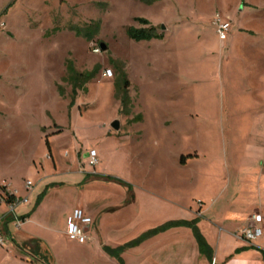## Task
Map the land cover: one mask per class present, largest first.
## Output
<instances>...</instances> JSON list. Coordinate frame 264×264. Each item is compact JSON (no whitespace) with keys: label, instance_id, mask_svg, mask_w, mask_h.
Instances as JSON below:
<instances>
[{"label":"rangeland","instance_id":"1","mask_svg":"<svg viewBox=\"0 0 264 264\" xmlns=\"http://www.w3.org/2000/svg\"><path fill=\"white\" fill-rule=\"evenodd\" d=\"M139 18L164 38L131 40L129 28L150 27ZM221 23L230 25L225 40L218 35ZM96 24L93 40L77 34ZM101 44L107 45L105 52ZM68 63L83 79L90 76L76 93L66 80ZM118 67L130 82V115L122 113L116 98ZM115 121L119 131L112 128ZM213 150L221 153L218 164L230 189L261 184L264 0H0V184L31 198L45 180L39 174L45 168L50 173V166L57 173L99 171L120 175L142 195L159 198L171 218L197 197L213 200L218 215L236 214L217 205L226 195L207 177V163L198 178L176 165L180 154L185 165L191 157L187 166L196 167ZM92 151L98 164L89 168ZM61 163L68 168L62 170ZM89 180L77 184L80 191L106 181ZM27 181L34 185L32 193L25 189ZM113 190L119 200L121 193ZM75 199L72 188L54 194V203L24 231L55 248L60 264H113L61 231ZM194 202L200 214L204 203ZM77 208L95 218L97 229L105 215L121 207L93 201ZM124 213L114 218L115 225L136 230L144 225L136 207ZM256 214L262 216L261 209L250 219ZM239 233L226 234L223 245Z\"/></svg>","mask_w":264,"mask_h":264},{"label":"crops","instance_id":"2","mask_svg":"<svg viewBox=\"0 0 264 264\" xmlns=\"http://www.w3.org/2000/svg\"><path fill=\"white\" fill-rule=\"evenodd\" d=\"M142 119V117H141ZM145 122V121H144ZM144 124V123H143ZM50 150V149H49ZM214 150L208 154V159H203L202 163L196 167H188L187 164L193 162L191 157L188 158L187 164L181 155L177 156L176 165L179 169H191L193 177L196 173L203 174L201 168L207 163V177L215 181L221 191L226 196H222L220 202L224 207H228L231 213L218 215L213 207V200L204 199L203 197L192 198L186 210L177 214L175 218L165 216L163 213L167 208L165 204L160 202L159 198L150 195H142L133 183L120 175H108L96 171V173H88L86 175L68 174L66 172H56L50 166V173L42 172L39 178L44 175L45 180H40L38 193L30 198V204L26 207H21L19 213L26 218V222L22 229L13 231L11 228V238L5 247L0 246V264H60L57 261V250L47 247L45 241L32 233L25 232L24 228L35 222L40 213L48 206L49 203H54L53 196L65 188H72L76 194L73 209H71L63 222L62 232L66 235L69 225L72 221L73 213L77 207H88L90 202H95L96 206L102 204L120 205L121 208L116 209L113 213L105 215L101 219L99 228L96 229V221L94 220V231H89L90 240L85 244H77L84 246L88 253H95L103 258H107L110 263L121 264V262L106 251V248L116 250L133 241L138 240L144 234L155 230L170 222H193L196 221V226L206 240L211 250V255L203 254L200 251L199 244L194 236L193 230L189 227L178 226L162 231L154 236H151L140 244L127 248L120 254L123 264H264V175L261 184L250 182L241 189H230L225 185L223 180V171L219 168V160L221 153L213 155ZM74 163L75 160L71 159ZM87 166L92 168L88 159ZM100 165V164H99ZM62 170H66L68 166L61 163ZM47 167V166H46ZM199 174V176H202ZM72 177L67 180L66 177ZM97 177V181L102 178V185L99 184L93 187L88 185L85 191H80L77 184H85L89 182V178ZM194 180V178H192ZM5 186L9 193L15 194L18 197H23L21 191L11 184H0ZM110 186V187H109ZM118 186V187H115ZM121 193L122 197L116 199L113 189L115 188ZM121 188V189H120ZM41 191V192H40ZM105 191L112 193L109 196H101ZM44 197L40 204L36 206L37 200L41 194ZM140 195V196H139ZM199 199L204 204L200 214L196 212L199 208L194 200ZM118 201V202H117ZM125 204L123 205V203ZM212 204V205H211ZM139 206V207H138ZM216 206V204H215ZM136 207L139 215L137 221H142L144 225L139 229H131L130 225L125 227L115 225L116 217L124 216V212ZM261 209L263 236L250 245L237 238L232 240L226 246L223 245V237L226 234H237L245 229L246 226L252 225L250 215ZM7 210L5 204L0 203V215H3ZM87 213V212H86ZM124 213V214H123ZM90 215V214H88ZM97 214H95V217ZM91 218H93L90 215ZM115 218V219H114ZM8 231L7 223L4 226V232ZM99 232V233H98ZM104 241V245L100 244V236ZM67 236V235H66ZM74 242V241H71Z\"/></svg>","mask_w":264,"mask_h":264},{"label":"built area","instance_id":"3","mask_svg":"<svg viewBox=\"0 0 264 264\" xmlns=\"http://www.w3.org/2000/svg\"><path fill=\"white\" fill-rule=\"evenodd\" d=\"M229 30V23H221L218 29L219 38L221 40H225ZM107 76H112L111 70L107 71ZM97 164V152L92 151L89 157V165L94 167ZM2 187L5 186H0V203L5 204L7 210L3 215H0V246L5 247L12 235L11 228L9 226H12L13 231H19L26 222V218L19 213V209L30 204V196L25 195L23 197H18L15 194L9 193L6 187V191L4 192ZM25 189L26 191L32 193L34 190L33 183L27 181L25 183ZM7 194L13 195L12 201L7 202ZM250 222L252 225H248L245 229H243L241 233L238 234L237 238L248 244H253L263 236V218L261 215L256 214L253 215ZM6 223L8 231L4 232V226ZM93 225V219L84 210L77 208L73 213L72 221L66 235L70 241L85 244L90 240L89 231ZM213 264H215V261Z\"/></svg>","mask_w":264,"mask_h":264},{"label":"trees","instance_id":"4","mask_svg":"<svg viewBox=\"0 0 264 264\" xmlns=\"http://www.w3.org/2000/svg\"><path fill=\"white\" fill-rule=\"evenodd\" d=\"M137 22L145 25V26H150V23L146 19H136ZM78 35H83L86 37L88 40H93L94 36L98 33L99 31V25H92L90 27H87L85 30L84 29H76ZM127 36L136 42H142V41H151L154 39L162 40L164 38L163 34H160L157 32V29L155 27L150 26L149 28H142V29H135V28H129L127 30ZM67 82L73 86L74 92L78 89L83 90L84 89V84L87 82L88 79H83L84 75L81 73H78L72 63L67 64ZM118 76L119 80L115 83L116 87V98L120 101L121 107H122V113L125 115H130L131 114V107H132V100L129 96V88H130V82L127 77V73L125 70L121 67H118ZM139 120H141V116L138 117ZM3 191H6L5 187H2ZM44 197V193L41 194L37 200L36 206L40 204ZM13 195L7 194V202L12 201ZM178 226H185L189 227L193 230L194 236L199 244L200 251L203 254L206 255H211V250L210 247L208 246L206 240L200 233L199 229L196 226V221L193 222H170L167 223L166 225H163L155 230H152L143 236H141L138 240L133 241L123 247H120L116 250H111L109 248H106V251L111 254L112 256L116 257L121 264H123L122 259L120 258V254L126 250L127 248L136 246L146 240L147 238L154 236L155 234H158L162 231H165L169 228L172 227H178Z\"/></svg>","mask_w":264,"mask_h":264},{"label":"water","instance_id":"5","mask_svg":"<svg viewBox=\"0 0 264 264\" xmlns=\"http://www.w3.org/2000/svg\"><path fill=\"white\" fill-rule=\"evenodd\" d=\"M107 45H105V44H101V50L102 51H106L107 50ZM112 128L114 129V130H116V131H119L120 130V123L118 122V121H115V122H113L112 123Z\"/></svg>","mask_w":264,"mask_h":264}]
</instances>
